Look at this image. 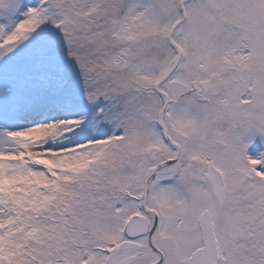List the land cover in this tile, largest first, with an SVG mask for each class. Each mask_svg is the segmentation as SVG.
I'll use <instances>...</instances> for the list:
<instances>
[{
    "label": "snow or ice",
    "instance_id": "snow-or-ice-1",
    "mask_svg": "<svg viewBox=\"0 0 264 264\" xmlns=\"http://www.w3.org/2000/svg\"><path fill=\"white\" fill-rule=\"evenodd\" d=\"M0 264H264V0H0Z\"/></svg>",
    "mask_w": 264,
    "mask_h": 264
}]
</instances>
